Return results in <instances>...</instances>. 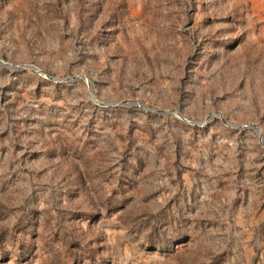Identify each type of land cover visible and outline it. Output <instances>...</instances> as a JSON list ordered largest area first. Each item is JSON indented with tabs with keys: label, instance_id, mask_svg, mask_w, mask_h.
<instances>
[{
	"label": "rangeland",
	"instance_id": "obj_1",
	"mask_svg": "<svg viewBox=\"0 0 264 264\" xmlns=\"http://www.w3.org/2000/svg\"><path fill=\"white\" fill-rule=\"evenodd\" d=\"M0 264H264V0H0Z\"/></svg>",
	"mask_w": 264,
	"mask_h": 264
},
{
	"label": "water",
	"instance_id": "obj_2",
	"mask_svg": "<svg viewBox=\"0 0 264 264\" xmlns=\"http://www.w3.org/2000/svg\"><path fill=\"white\" fill-rule=\"evenodd\" d=\"M1 59V58H0Z\"/></svg>",
	"mask_w": 264,
	"mask_h": 264
}]
</instances>
